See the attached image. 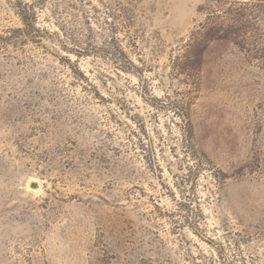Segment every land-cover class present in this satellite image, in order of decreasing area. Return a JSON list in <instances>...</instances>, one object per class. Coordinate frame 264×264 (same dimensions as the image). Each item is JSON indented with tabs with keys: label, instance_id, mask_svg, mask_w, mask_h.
I'll return each instance as SVG.
<instances>
[{
	"label": "rangeland",
	"instance_id": "obj_1",
	"mask_svg": "<svg viewBox=\"0 0 264 264\" xmlns=\"http://www.w3.org/2000/svg\"><path fill=\"white\" fill-rule=\"evenodd\" d=\"M0 264H264V0H0Z\"/></svg>",
	"mask_w": 264,
	"mask_h": 264
},
{
	"label": "trees",
	"instance_id": "obj_2",
	"mask_svg": "<svg viewBox=\"0 0 264 264\" xmlns=\"http://www.w3.org/2000/svg\"><path fill=\"white\" fill-rule=\"evenodd\" d=\"M29 11L23 12L21 14V19L24 25H27V21L30 22V24L35 19V14H30ZM28 14V15H27ZM27 15L28 20H26L25 16ZM209 19H207L208 21ZM207 23L200 25L201 29L198 31H193L190 36L189 40L187 42V47L189 49L188 54L191 56H194L196 58L200 57L206 48L207 44L213 41H222V40H230L229 30L222 29L221 27L216 26H205ZM203 29V30H202ZM194 63V62H193Z\"/></svg>",
	"mask_w": 264,
	"mask_h": 264
}]
</instances>
